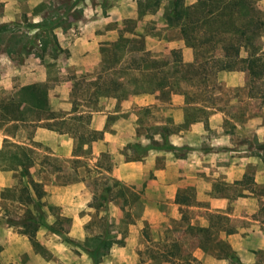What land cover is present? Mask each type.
<instances>
[{
    "label": "rangeland",
    "instance_id": "1",
    "mask_svg": "<svg viewBox=\"0 0 264 264\" xmlns=\"http://www.w3.org/2000/svg\"><path fill=\"white\" fill-rule=\"evenodd\" d=\"M109 1L86 0L85 3L84 0H54L62 13L76 6L73 13L57 16L60 18L57 24L62 29L73 26V30H69L68 34L64 33L63 39L60 40L46 36L51 33L52 37V32L48 30L51 27L44 23L46 19L40 20L43 14L36 16L39 32L28 26L32 21L23 13L18 14L16 20L4 26L5 31L0 32V52L6 50L12 60L0 67V134L8 136L2 139L0 146V184H8L6 187H0V226H7L18 234L26 235L33 248L44 254L45 251L36 240V231L60 232L66 230L70 224L58 214L56 208L51 210L56 220L52 224L44 223L37 215H33L37 213V209L31 202L30 188L25 187V178L20 180V170H28L37 182L41 175L58 170L65 173L57 175V181L76 182L78 176L73 170H76L80 162L50 157L27 145L13 144L12 140L26 144L32 142L37 122H29L34 115L24 108L20 109L19 114L28 121L14 123L5 120L2 105L6 98L18 89L17 85L8 87L11 77L30 71H48L46 81L41 82L46 86V93L47 88L51 87V94H47L48 104L52 103L58 107L54 111L55 114L66 117L61 128L75 129L77 132L72 133L77 138L81 134L84 140L89 137V130L85 126L88 120L85 113L79 115V112L105 108L106 104L102 102H110L112 97L119 101L137 93L161 91L163 96L171 97V102L184 103L186 116L193 119H207L210 111L204 107H214L233 121L256 115H262L264 120V0H113L111 5L118 16L114 14L117 17L121 14L122 17L116 22L103 21L101 27L104 31L101 35L104 37L97 48V56L102 61L101 69H86V66L82 65L78 50L74 49L71 54L68 48L73 45L74 35L80 32L75 21L80 17L77 10L82 8V4L97 5L101 8L103 17L108 19L106 12L110 10ZM18 2L20 10L29 9L30 5L25 0ZM174 3H177L175 7ZM2 5L0 0V8ZM41 7L36 6L33 10H41ZM93 14L90 16L95 17ZM73 21L75 25L72 24ZM108 29H112V32H107L110 31ZM42 38L49 40L45 49H42ZM225 46L229 47L227 53ZM235 47L239 48L237 55L234 52ZM57 54L62 57L72 56L77 63L72 73L69 96L60 92L66 90V86H60L63 78L59 76L58 66L46 61L47 57ZM174 59L180 60L181 64L174 62ZM90 61L94 64L93 54ZM153 72H157V75L152 76ZM154 77L162 78L160 82L164 86L161 89L154 90L157 82ZM173 94L180 97H172ZM69 111L71 115L65 116ZM157 111L154 105V108L138 113L141 118L158 121L163 117ZM39 115L48 116L46 112H40ZM158 131V128L152 125L147 131L150 138L143 144L152 148L169 147L165 140L153 139V135ZM140 145L137 149L145 153L147 148ZM95 166L110 170L112 162L104 153L93 164L85 165L93 178L90 181L92 198L84 211L90 216L88 231L92 234L102 233L100 236L109 244L101 251L103 255L97 264H111L110 249L114 244L124 245V241L123 236L116 240L111 233L115 232L112 231L114 218L108 213L106 199L124 195L126 190L107 174L98 175ZM248 173H253L252 166L248 167ZM39 184L42 192V184ZM33 194L35 195L34 192ZM17 203L26 205L20 206ZM136 203L129 206L128 216L131 215L130 208L135 215L140 214L141 207ZM262 204L264 203H258L259 217L264 219ZM126 209L124 206L121 212ZM128 218L127 220H130L131 217ZM127 220L119 229L121 234L127 231ZM213 222V232L227 224L220 217ZM169 235L173 239L166 245L164 257H160L161 253L155 254L156 249L152 247L144 254H139L136 260L127 258L120 264H132L142 259H150L156 264H180L178 260H182V264H198L199 261L190 254L196 244L207 245L210 250L218 253L225 251V242L216 239L211 243L210 237L207 240L206 233L195 234L185 226L174 224ZM67 243L82 246L76 241ZM70 253L71 261L79 264L81 260L77 249L72 246ZM228 254L230 256L224 258H229L230 264L239 262L238 256L230 249ZM258 261L264 264L263 253H258Z\"/></svg>",
    "mask_w": 264,
    "mask_h": 264
},
{
    "label": "crops",
    "instance_id": "2",
    "mask_svg": "<svg viewBox=\"0 0 264 264\" xmlns=\"http://www.w3.org/2000/svg\"><path fill=\"white\" fill-rule=\"evenodd\" d=\"M1 1L3 5L0 8V28L11 24L18 14L23 13L31 23L36 24L35 27H30L37 29L36 31L40 29L36 16L43 14L40 20H47L51 27L48 30H51L57 40L63 39L64 33L68 34L69 30H73V26L65 30L59 27L57 21H60V18L57 16L73 13L76 6L62 13L54 0H25L30 6L24 11L20 10L18 0ZM111 1L113 0L108 3L110 10L106 12L108 19L103 17L101 8L97 5L82 4V8L77 10L80 17L74 20L80 32L74 35L73 45L68 48L71 54L74 49L78 50L82 65L86 66V69H101L102 61L97 56V48L104 37L101 35L104 31L101 27L103 21L116 22L122 17L121 14L117 17ZM84 2L86 3V0ZM36 6H42L41 10H33ZM91 13L96 16L91 17ZM75 21L72 24L75 25ZM108 30L110 31L107 32H112V29ZM92 54L94 64L90 61ZM46 61L58 66L59 76L63 78L60 86H66V90L60 92L69 96L76 61L72 56L62 57L58 54L47 57ZM9 62H12L10 54L1 50L0 67ZM47 75L46 70L44 73L30 71L11 77L8 87L17 85L19 88L41 83L46 81ZM50 89L51 87L47 88L48 95L51 94ZM176 96L180 97L174 94L172 97ZM170 98L163 96L161 91H156L131 94L119 101L112 97L110 102H102L106 104L105 108L93 109L85 124L89 131L98 134V138L90 142L80 141L71 132L60 133L46 128L43 123L53 121L48 119V116L36 121L32 142L26 144L12 140L15 144L27 145L47 156L80 163L76 170H73L78 176V181H57V175L65 173L58 170L40 176L42 195L39 198L30 189L31 202L39 210V213L33 215H37L44 223L52 224L56 220L51 210L56 208L58 214L64 217L70 226L60 232L36 231V240L45 254L36 251L26 235L18 234L7 226H0V264H74L70 253L72 246L80 253L82 264H94L85 242L95 237H103L100 236L102 233L92 234L88 231L90 216L84 208L92 198L90 181L93 177L85 165L93 164L104 153L109 156L112 166L110 170L95 166L98 169L97 174H107L126 190L124 195L106 199L108 213L114 218L112 231L115 232L111 233L116 240L123 236L124 241V245L114 244L110 249L111 264H120L127 258L136 260L139 254H144L152 247L156 249L155 254L163 253L166 245L173 239L169 233L172 232L174 224L185 226L195 234L206 233L207 240L210 237L211 243L216 239L225 242L230 251L238 256L237 264H260L258 253L264 254V219L259 217L258 206V203H264L262 115L233 121L226 118L219 109L204 107L210 111L208 118L193 119L186 116L184 103L171 102ZM48 105L52 111L58 109L52 103ZM154 105L156 110L158 109L157 113L163 118L158 121L141 118L138 112L154 108ZM262 108L264 109V106ZM68 115H71L70 111L65 116ZM16 122L22 121L14 123ZM152 125L159 130L153 135V139L165 140L169 147L152 148L143 144L150 138L147 131ZM5 137L8 136L0 134V146ZM139 144L147 148L145 153L137 149ZM251 166L252 174L248 173V167ZM246 175L252 177L251 182L246 181ZM6 186L7 183L0 184L1 188ZM182 198L185 200L180 201ZM135 202L141 207L140 214L135 215L130 208L131 218L127 220L129 206H134ZM124 206L127 209L121 212ZM210 214L218 215L227 223L224 227L230 226L234 232L225 233L223 226L216 229V233L213 232L212 222L209 221ZM125 220L127 231L121 234L119 229ZM211 231L213 233L209 236ZM74 241L82 246L67 243ZM217 253L204 244H196L190 250V254L199 261L198 264H230L229 258L218 257ZM178 262L182 264V260ZM132 264L156 263L150 259H142Z\"/></svg>",
    "mask_w": 264,
    "mask_h": 264
},
{
    "label": "trees",
    "instance_id": "3",
    "mask_svg": "<svg viewBox=\"0 0 264 264\" xmlns=\"http://www.w3.org/2000/svg\"><path fill=\"white\" fill-rule=\"evenodd\" d=\"M176 5H177V3H174V7ZM45 21L46 22H44V23H47V20H45ZM28 26L29 27H35L36 24L30 23ZM1 31H5V27H1L0 32ZM38 31H40V29H38ZM46 36H49L50 38L55 39L54 35H52V37H51V33H50V35L48 34ZM47 42H49V40H47V38L41 39V43H42L41 45H43L42 49L46 48V45L48 44ZM228 48H229L228 46L224 47L225 53H227ZM238 49L239 48H236V47L234 48V52L236 55L239 53ZM175 61L181 64L180 60L174 59V62ZM225 67L227 68V66H225ZM156 75H157V72L152 73V76H156ZM155 80H157V82H156V86L154 87V90L155 89H161V87L164 86L160 82L162 80V78L156 77ZM2 106H3V110H4L5 120H7V121H10V122L28 121V119L22 118V116H20V114H19L20 109L24 108V109L30 111V113L34 115V118L30 119L29 121H33V122L39 121L42 118L39 115V113L40 112H46L48 114L47 118L53 119V121L51 123L48 122L46 124V128L58 131L60 133H62V132H68V133L77 132L73 128H68V129L61 128V126H62L61 124H63V122L65 121V119H62V118H64V116L63 115L58 116V114H55L54 111L50 110L49 105H48L46 86L44 83H35V84L19 87L18 89L14 90L6 98V100L4 101V104ZM92 111H93V108L88 109L86 111L79 112V115H83V113H85V115H86L85 117L88 120ZM79 117H81V116H79ZM57 121H61V122H57ZM88 135H89V137L86 139L87 142H90V141L98 138V134L96 132H93V131H89ZM78 139L80 141L84 140L81 137V134H80V136H78ZM14 145H18V144H14ZM20 175H21L20 180L25 178V187L30 188L35 193V196L37 198H39L42 195V192L40 191V188H39L40 187L39 182L35 181L30 176V173L28 172V170H20ZM245 178H246V181H248V182L252 181V177L249 175H246ZM176 200H177V198H176ZM184 200H185V198L180 199V201H184ZM178 201H179V198H178ZM35 207L37 209V212L39 213L38 207L36 205H35ZM218 217L219 216L216 214H210L209 215V221H210V223L212 222L211 223L212 226L214 225V222H213L214 219L216 221V219H218ZM223 230L227 234L234 232V229L230 226H225ZM30 239H32L31 236H30ZM85 243H86V245L88 243H90L89 246L87 245L89 247V250H87V251H88L89 256L93 259L94 264H97L100 261L101 256L103 255V253L101 251L106 246L109 245L108 242L106 240L101 239V238L95 237V238L86 240ZM228 250H229V247L225 243V251H223L222 253H217L216 256H218V257H229L230 254H228ZM164 255H166L165 251L160 254V257L161 256L164 257ZM165 261H169V260H165ZM170 264H174V263L170 262Z\"/></svg>",
    "mask_w": 264,
    "mask_h": 264
}]
</instances>
